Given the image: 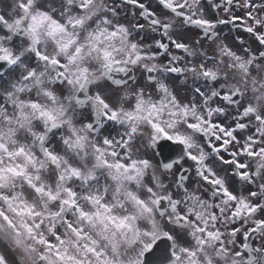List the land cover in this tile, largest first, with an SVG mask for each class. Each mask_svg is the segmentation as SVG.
<instances>
[{"label":"snow or ice","instance_id":"obj_1","mask_svg":"<svg viewBox=\"0 0 264 264\" xmlns=\"http://www.w3.org/2000/svg\"><path fill=\"white\" fill-rule=\"evenodd\" d=\"M0 264H264V0H0Z\"/></svg>","mask_w":264,"mask_h":264},{"label":"flooded vegetation","instance_id":"obj_2","mask_svg":"<svg viewBox=\"0 0 264 264\" xmlns=\"http://www.w3.org/2000/svg\"><path fill=\"white\" fill-rule=\"evenodd\" d=\"M237 15H241L242 13L237 10ZM210 16H213L212 12H209ZM214 18V16H213ZM230 27V26H229ZM229 27L221 26L218 30L221 32L222 38H224L225 43H227L234 51H237V53H241V45L238 40L235 39L237 36H243L245 39H247L246 34L243 33V30H235L233 29L231 32H229ZM195 38V37H193ZM203 43L207 44V41H203Z\"/></svg>","mask_w":264,"mask_h":264}]
</instances>
